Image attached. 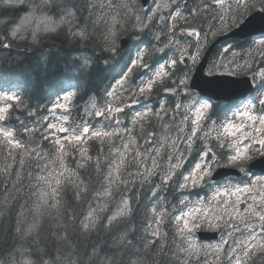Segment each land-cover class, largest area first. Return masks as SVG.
<instances>
[{
	"label": "trees",
	"instance_id": "1",
	"mask_svg": "<svg viewBox=\"0 0 264 264\" xmlns=\"http://www.w3.org/2000/svg\"><path fill=\"white\" fill-rule=\"evenodd\" d=\"M63 1L53 0L58 5L51 7L59 10L53 18L61 22V27L46 36L41 46L34 48L35 53L26 51L27 41L22 50L14 44L11 48L0 46V77L23 81L27 87L23 103L12 109L10 122L15 135L24 142L25 130L35 127L46 114L51 103L48 97L75 81L80 92L69 112L67 132L77 135L85 126H102L105 132L88 140L91 157L86 162L72 154L73 144L67 142L63 152L68 164L63 167L66 171L62 180H36L42 166L39 160L59 155L60 146L55 141H45L44 147L52 151L48 158L35 159L32 152L27 154L0 136V264H234L236 249H245L248 238L256 237L257 244L242 264H264V180L256 181L262 195L250 200L244 219L247 224L232 232L222 230V240L230 236L223 247L188 249L177 217L201 203L207 208L196 212L195 220L202 217L197 223L230 228L238 222L231 212L237 213L236 196L221 192L215 197L222 188L219 182L180 180L190 171L187 165L171 166L166 174L150 164L154 158L160 161L161 153L181 160L190 148H194L190 152L192 164L209 146L226 155L215 137L202 133L210 123L222 128L230 117L228 105L212 102L203 130L195 132L191 119L199 96L187 84L177 86L178 78L185 76L188 83L193 69L179 57L185 52L195 54L198 45L197 56H201L216 36L234 28L251 12L264 10V3L240 0L237 7V0H161L153 12L146 13L139 0H66L59 5ZM135 4L143 11L138 19L133 11L137 9ZM25 11L24 5L0 10V19L6 20L5 24L0 22V34L9 43L12 31L7 28ZM184 31H196L198 35ZM126 35L132 48L111 59ZM225 43L230 47L222 52ZM134 47L144 48L145 57L132 67L118 93L108 96L113 80L130 65ZM173 58L178 61L175 66L171 64ZM211 63L216 71L254 73L264 68V44L255 39L225 41L214 51ZM161 64H165L167 75L150 89L143 87L145 79ZM110 99L111 104L124 108L116 124L119 130L108 133L112 126L104 115ZM145 107L151 109L147 117H133L135 111ZM184 121L186 130L179 127ZM126 138L144 150L127 152L120 164L112 158ZM225 147L230 152L228 142ZM49 169L51 165L45 167ZM109 172L114 181L107 180ZM165 175L172 179L163 184ZM35 181L51 185V190L43 194L44 185ZM238 182L250 184L249 180ZM184 183L187 186L179 187ZM124 200L128 201L126 214L109 226L108 217ZM92 210H96L97 226L85 232L80 225ZM203 213L212 216L209 222ZM159 218L162 228L155 233Z\"/></svg>",
	"mask_w": 264,
	"mask_h": 264
},
{
	"label": "rangeland",
	"instance_id": "2",
	"mask_svg": "<svg viewBox=\"0 0 264 264\" xmlns=\"http://www.w3.org/2000/svg\"><path fill=\"white\" fill-rule=\"evenodd\" d=\"M22 4L28 9V11L20 18L19 22L16 25H13L11 27V31L15 30L16 28L20 27L21 25V21L25 20V18L27 17L26 22L24 23V25L21 27L20 31H18L16 36H12V38H16L19 40H24L22 37H28L30 38L29 40H35L36 38L38 39V45H36L35 47H39L41 46L40 43L41 41L45 40V37L50 35L51 33H53V31L56 28H60L61 27V22L56 21L55 19L53 20L51 18L52 17H56L59 14V10H53L51 7L53 5V0H21ZM66 0H64L63 2H61L59 5H62L65 3ZM109 1H113V0H109ZM16 2V0H0V10L1 9H9L12 8L14 6V3ZM41 2H44L45 4L40 5ZM154 0H152V10L155 9L158 5V2H160V0H155V3H153ZM12 4V5H9ZM139 4L142 6L141 0H139ZM39 6V7H38ZM136 6V10L134 11V15H135V19H138L142 16L143 11H141L140 6H138L137 4H135ZM41 8V9H40ZM145 8V7H144ZM35 37V38H34ZM255 40L261 42L264 40V36H258L254 38ZM2 40V39H1ZM5 44V40L1 41V44ZM29 47V45H28ZM30 48V47H29ZM228 48V45H225L223 47V50H226ZM113 50V49H112ZM193 56H197V55H193ZM192 56V57H193ZM197 60H199V56H197ZM196 62V60H195ZM164 69H161V67L157 70H155L152 75H151V79L145 82V85H148L149 83H151L152 80H157L159 79L163 74L159 75V77L157 78V74L158 73H163ZM209 72H215V68L212 65H209L207 67V73ZM264 73L259 74V76H263ZM118 86H120L119 82H116L114 84L113 87L117 88ZM0 95H4V96H11V94L9 93H3L0 92ZM262 98H264V96H262ZM70 100V94L66 95L64 97L63 100H59L56 105L53 107V113H52V117L53 120L48 123L44 128H42V123H44V120L38 122L39 128L37 129L38 133L41 132H45L46 136L45 137H56V140L59 144H61L63 142V140H68L70 141H74L75 142V152L76 155L78 156V158L84 162L87 161V159H90L91 155H90V151L89 148L86 147V143L88 138H84V136H93V134L96 133H100L98 130L95 131H90V129L88 127H85L83 130V133L80 135H77L76 137L71 138L69 135H67L65 133V129H64V123H63V118L61 116V114L58 112V107H64L66 106L67 102ZM209 103L211 105L212 101L210 99H206V98H200L197 99L196 101V106L193 109V114H194V120L193 118L191 119V123L194 124V131L195 132H200L203 130V127L200 123L201 120V116H203V114H205V112H203L202 110L200 112H198V109H201V105L203 103ZM108 103H111L110 101ZM251 104L253 107V104L248 102L247 100H242L239 101L237 107L236 108V114L235 117L233 118V120H229L227 121L223 127L219 130L218 126L212 125L211 127L207 128V133L211 134V136L215 137V141L217 143H219V146L222 150H224L225 148V142H226V137L229 138L230 144H235L236 145V153L235 156H238V159L235 162H231V155H226L227 159L229 161H227L228 163H224L226 165L229 166H236L239 165L240 162H243L244 165L246 162H248V158L252 157V156H258V155H263L264 154V144H260V146H256L254 147L255 143H258L261 140H264V136L260 135L261 133H258L260 131H262V129L264 128V124H262L260 121L258 123L255 124V128L252 129L253 127V122L250 123V121H248L251 118V109L252 108H247L245 107V105H249ZM112 108V107H111ZM5 106L1 105L0 106V116L3 115V117L5 116ZM110 112V110H109ZM139 114V115H138ZM147 114V110L138 112L135 116L136 117H143ZM111 116V113H110ZM247 126H250L249 128ZM179 127H181L182 129L186 130L188 127L187 122H182ZM85 129H87V131H85ZM4 133H6L5 131H3ZM59 132L64 133L65 135H61ZM34 134V133H33ZM69 136V137H67ZM210 141V140H209ZM13 143H16L17 141H12ZM79 142H81L79 144ZM176 147V145H175ZM247 147L248 151L245 152V148ZM62 150V149H60ZM141 151L144 150L142 149L140 146H138L134 141H131L129 138H126V140L123 142V146L117 150H115V153L113 155V160L116 162H119L120 164L123 163V160L121 159L122 155H125L127 152H134V151ZM148 153V152H147ZM258 153V154H257ZM149 154V153H148ZM152 157H157L154 156L153 154H149ZM160 161H157V159L154 158L155 161H150V164L152 167L154 168H160V171L163 173L165 172L166 174L168 173V168H170L172 166V164L174 163H168L170 162L171 157L173 156H167L164 155L163 153L159 154ZM188 155V151L185 153L184 157H186ZM63 156V154H62ZM234 156V155H233ZM245 156H247L248 158H244ZM182 157V156H181ZM183 157V158H184ZM183 161V163L186 161V159H181ZM204 160V165H202L201 169H193L191 171L190 174H185L182 177H180V180H184V177H188V180H190V176L191 179L194 180V178L198 175L199 172H203V171H208L209 169L211 170V168L213 167V162L207 164ZM180 162V160H178V163ZM239 162V163H238ZM206 165L205 168H203ZM160 166V167H158ZM148 172L150 173V171L148 170ZM202 175V174H201ZM63 176L52 170H45L44 166L40 167V171L37 175V179L36 180H62ZM71 180V179H70ZM107 180H113L114 178L108 177ZM119 180V179H117ZM191 180V181H192ZM252 182L256 181V180H264V175H260V176H256L252 178ZM185 181V180H184ZM35 183L37 184H42L44 185L43 187V194H47L50 190H51V185H47L42 181H35ZM51 184L54 183L50 182ZM241 189L240 192H237L236 189ZM253 187H252V183L251 184H246V185H239L235 188L232 189H227V188H223L221 189L222 193L228 192V193H232L233 195H235V199L236 202L234 203V205L236 206V209L238 210V208L240 209L239 203L242 200V198H245L247 204H248V208L250 207L248 200H254L255 194H253ZM220 194V192L216 193V195ZM239 197V200L237 199ZM248 199V200H247ZM256 205L261 206L262 203H255ZM123 207V205L121 206ZM120 207V208H121ZM118 208L114 215L116 214V212L120 209ZM93 214L95 216L96 214V210H92ZM196 212L195 208H191L190 210H188L185 213H182L179 215V219H177V222L180 224V227L184 230V243L186 244V246L188 247V249H193L194 246H197L198 248L202 247V245H204V248H210L211 250L217 249L219 247H223L224 244L226 243V239L229 238L230 236H224L225 239H221V240H215V241H208V242H201L198 237H197V229H195V235L191 232V230H193V228L195 227V220L193 219V215ZM161 215V214H160ZM246 216L244 213H242V215H239L238 218L240 219H244ZM202 220V217H201ZM155 233H158L162 226H161V220L159 218V222H157L155 224ZM238 237H242V236H238ZM241 241L244 238H240ZM254 243V240L251 239L248 245V248L251 247V245ZM235 248V246L233 247V249ZM236 260L234 261V264H241L242 262V256L243 258L245 257L244 254V250L243 248H237L236 249Z\"/></svg>",
	"mask_w": 264,
	"mask_h": 264
},
{
	"label": "water",
	"instance_id": "3",
	"mask_svg": "<svg viewBox=\"0 0 264 264\" xmlns=\"http://www.w3.org/2000/svg\"><path fill=\"white\" fill-rule=\"evenodd\" d=\"M149 1L150 0H143V3L147 5ZM262 33H264V10H256L255 12L247 16V18L242 23L232 29L228 34L220 36L211 44L190 79V87L198 90V92H200L204 96H210L215 99L223 100H233L250 92L253 88L250 78L246 76H232L223 74L208 76L205 73V67L210 53L221 40L228 37L246 38ZM126 43L127 40L126 38H124L122 40L123 46H125ZM184 61L189 62V59L186 58ZM30 144L33 147H39L41 145L37 138L31 139ZM211 155L212 154L208 155V159L211 158ZM251 167L264 171V156L258 158V160L253 162L251 164ZM232 173L233 169L221 168L216 171L213 179H219ZM245 206V203L241 204L242 209H244ZM199 237L201 238V240L215 239L218 237V233L200 231Z\"/></svg>",
	"mask_w": 264,
	"mask_h": 264
},
{
	"label": "snow or ice",
	"instance_id": "4",
	"mask_svg": "<svg viewBox=\"0 0 264 264\" xmlns=\"http://www.w3.org/2000/svg\"><path fill=\"white\" fill-rule=\"evenodd\" d=\"M19 3H20L19 0H17V3H15V4H19ZM261 3H264V0H261ZM43 4H45V3H44V2H41V3H40V5H43ZM9 5H12V4H9ZM239 6H240V0H237V7H239ZM245 6H246V7H254V5H245ZM38 7H39V6H38ZM177 15L179 16L180 14L177 13ZM26 20H27V17L25 18V20H22V21H21V25H20V27L16 28L15 30H12V32H11V35H12V36H16V35H17L18 31H20L21 27L24 25V23L26 22ZM5 21H6V20H4V19H0V22H3L4 24H5ZM192 34L194 35L195 33H192ZM34 38H35V37H34ZM157 39H159V37H157ZM260 43L264 44V41H261ZM199 47H200V46L198 45V46H197V55H198V52H199ZM153 50L156 51V49H153ZM163 50H164V49H159V51H163ZM182 51H183V50H182ZM140 55L143 56L144 53H140ZM186 57H187V53L185 52L184 55H182V56L180 57V62H183V61L186 59ZM191 59H192L193 61H195V60L197 59V56H193ZM177 63H178L177 59L173 58V59L171 60V64H172L173 66L177 65ZM163 67H164V66L161 65V69H163ZM161 74L167 75V73H158V74H157V78H158L159 75H161ZM215 74H216V73L209 72L207 75H208V76H212V75H215ZM253 79H255V78H253ZM186 84H187V77H186V76H185L184 78H178V81H177V86H178V87H180V86H186ZM147 87L150 89V88L152 87V84L149 83V84L147 85ZM141 91H143V89H141ZM173 91H175V89H173ZM189 95H191V93H189ZM16 98H17V97H15V96H4V95H0V100H12V99H16ZM258 102H259V104L261 105V102H260L259 98H258ZM261 106H262V105H261ZM245 107H247V108H252V105H251V104H249V105H245ZM209 109H211V105H210L209 103L205 102V103H203V104L201 105V109H198L197 111L200 112V111L202 110L203 112H207ZM262 110H264V106H262ZM138 115H139V114H138ZM260 122H261L262 124H264V117H260ZM85 131H87V129H85ZM258 143H259V144H264V140H261V141H259ZM229 147H236V145H235V144H230ZM247 151H248V149H247V147H246V148H245V152H247ZM211 152H212V149H211V148H208L207 151L204 153V155L207 156L208 154H211ZM244 158H248V157L245 156ZM237 159H238V156H235V155H234V156L231 157V162H235ZM203 164H204V160H203V157H201V162H200V163H197V164L195 165L196 169H201ZM174 167L178 168V167H180V164L178 163V164L175 165ZM241 170L243 171V169H241ZM152 174H155V172L152 171ZM209 175H211V171H210V169H209L208 171H203V172H202V175H201V179H203L204 176H209ZM111 176H112V173L109 172V177H111ZM171 179H172V176H171V175H165V176H163V178H162V183H163V184H166V183H167L168 181H170ZM184 180H185V182H187L188 177H187V176L184 177ZM125 183H126V181H125ZM184 186H187V183H184V184H180V185H179V187H181V188L184 187ZM236 191H237V192H240L241 189L238 188V189H236ZM103 195L107 196L108 193L105 192V193H103ZM237 199L239 200V197H238ZM185 200H186V198H185ZM185 200H181L180 203H181V204L185 203ZM127 206H128V201H127V200H124V201H123V207H121V208L116 212L115 215L108 217V224H109V226H111V225L113 224V222L117 221V218H118V217H121V216H123V215L126 214ZM87 216H88V219H87L86 221H82V222H81V225H80L81 229H82L83 231H85V232H86V231H89L90 229L95 228V227L97 226V217L94 216L93 211H89V212L87 213ZM177 219H179V217H177ZM122 239H123V238H122Z\"/></svg>",
	"mask_w": 264,
	"mask_h": 264
},
{
	"label": "bare ground",
	"instance_id": "5",
	"mask_svg": "<svg viewBox=\"0 0 264 264\" xmlns=\"http://www.w3.org/2000/svg\"><path fill=\"white\" fill-rule=\"evenodd\" d=\"M19 4H15V3H17V0H16V2L14 3V6H20V5H23L22 4V1L21 0H19ZM19 10H21V9H19ZM145 10V12L146 13H150L149 12V10H147V9H144ZM27 11H28V9H27ZM27 11H25V12H22L21 14H20V16L18 17V19L14 22V23H12V25H10L7 29L8 30H10L11 29V27L13 26V25H16L18 22H19V20H20V18L27 12ZM161 12V11H160ZM162 12H163V10H162ZM18 15V14H17ZM53 20L55 19V18H53V17H51ZM125 36H123L121 39H120V42H119V46H120V44H121V40L124 38ZM11 38H12V36H11ZM38 39L36 38L35 40H29L28 41V45H29V47H27V52H30V53H35V51H34V48H35V46L36 45H38ZM10 44H14L15 45V47H17V48H19V49H23L24 47H26V46H24V44H25V41L24 40H19V39H16V38H12V42H10ZM61 45H62V43H61ZM59 46L60 45H58V48H59ZM14 47V46H13ZM63 47V46H62ZM59 49H61V48H59ZM46 50V49H45ZM70 261V260H69ZM72 262V261H71Z\"/></svg>",
	"mask_w": 264,
	"mask_h": 264
}]
</instances>
